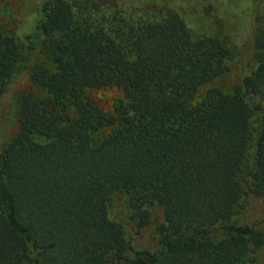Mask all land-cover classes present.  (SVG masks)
<instances>
[{
  "label": "trees",
  "instance_id": "trees-1",
  "mask_svg": "<svg viewBox=\"0 0 264 264\" xmlns=\"http://www.w3.org/2000/svg\"><path fill=\"white\" fill-rule=\"evenodd\" d=\"M151 2L43 0L24 57L0 29V98L27 69L0 143V264L262 263L263 230L233 217L264 199V32L225 92L229 46ZM114 192L137 228L160 208L155 248L109 218Z\"/></svg>",
  "mask_w": 264,
  "mask_h": 264
},
{
  "label": "rangeland",
  "instance_id": "rangeland-1",
  "mask_svg": "<svg viewBox=\"0 0 264 264\" xmlns=\"http://www.w3.org/2000/svg\"><path fill=\"white\" fill-rule=\"evenodd\" d=\"M43 0H4L6 7L0 11V29L13 35L18 43L21 57L26 54L24 35L31 32L39 16V5ZM162 4L166 10L180 14L193 36L211 34L221 38L231 50L226 71L211 85L225 92L239 82L240 76L255 65L258 48L254 46V36L264 32V0H152ZM126 2L153 4L151 0H126ZM254 25L256 26L254 30ZM33 49L29 53L27 67L46 60L39 38L35 37ZM27 70V69H26ZM26 70L19 75L10 89L0 98V143L13 130L9 117L11 95L26 84ZM116 91L96 90L93 95L108 107L109 100ZM36 140L42 141L40 137ZM243 211L234 215V221L254 224L264 232V199L255 195L246 196ZM107 212L110 219L117 221L124 236L133 248L153 249L156 247L153 228L161 220L160 208H150V224L137 228L129 219L130 209L125 196L114 192L108 199ZM264 264V247L260 252ZM128 255L131 252L128 251Z\"/></svg>",
  "mask_w": 264,
  "mask_h": 264
}]
</instances>
